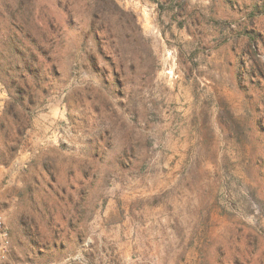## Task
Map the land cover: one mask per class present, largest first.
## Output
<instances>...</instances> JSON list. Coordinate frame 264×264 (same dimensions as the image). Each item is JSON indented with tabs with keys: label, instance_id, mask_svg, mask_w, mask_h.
I'll return each instance as SVG.
<instances>
[{
	"label": "rangeland",
	"instance_id": "rangeland-1",
	"mask_svg": "<svg viewBox=\"0 0 264 264\" xmlns=\"http://www.w3.org/2000/svg\"><path fill=\"white\" fill-rule=\"evenodd\" d=\"M0 264H264V0H0Z\"/></svg>",
	"mask_w": 264,
	"mask_h": 264
},
{
	"label": "built area",
	"instance_id": "built-area-1",
	"mask_svg": "<svg viewBox=\"0 0 264 264\" xmlns=\"http://www.w3.org/2000/svg\"><path fill=\"white\" fill-rule=\"evenodd\" d=\"M11 248V239L9 235L8 228L0 215V260H4Z\"/></svg>",
	"mask_w": 264,
	"mask_h": 264
},
{
	"label": "crops",
	"instance_id": "crops-1",
	"mask_svg": "<svg viewBox=\"0 0 264 264\" xmlns=\"http://www.w3.org/2000/svg\"><path fill=\"white\" fill-rule=\"evenodd\" d=\"M1 102H2V98H0V104H1Z\"/></svg>",
	"mask_w": 264,
	"mask_h": 264
}]
</instances>
